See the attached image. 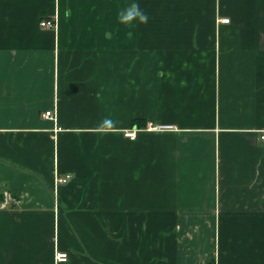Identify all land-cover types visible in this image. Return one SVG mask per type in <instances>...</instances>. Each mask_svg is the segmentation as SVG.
I'll list each match as a JSON object with an SVG mask.
<instances>
[{
  "label": "crops",
  "instance_id": "crops-1",
  "mask_svg": "<svg viewBox=\"0 0 264 264\" xmlns=\"http://www.w3.org/2000/svg\"><path fill=\"white\" fill-rule=\"evenodd\" d=\"M129 2L0 0V264H264V0Z\"/></svg>",
  "mask_w": 264,
  "mask_h": 264
},
{
  "label": "clouds",
  "instance_id": "clouds-1",
  "mask_svg": "<svg viewBox=\"0 0 264 264\" xmlns=\"http://www.w3.org/2000/svg\"><path fill=\"white\" fill-rule=\"evenodd\" d=\"M117 22L125 26L133 24H147L149 22V14L140 6L139 0H130V2L122 7L116 16ZM115 122L110 117H105L98 124V127H111Z\"/></svg>",
  "mask_w": 264,
  "mask_h": 264
},
{
  "label": "built area",
  "instance_id": "built-area-1",
  "mask_svg": "<svg viewBox=\"0 0 264 264\" xmlns=\"http://www.w3.org/2000/svg\"><path fill=\"white\" fill-rule=\"evenodd\" d=\"M230 22V20L228 18H223L221 20V23L223 24H228ZM41 27L43 28H55L56 27V21L55 19H47V20H43L41 22ZM43 116L45 118L48 119H52L55 120V114L52 111H47L45 112V114H43ZM150 130H156V131H163V130H170L173 129L172 126H167V125H158V126H149ZM125 136L131 140H135L137 138V131L136 130H129L128 132H126ZM262 141L264 142V135L261 137ZM72 176L69 175H65L62 177H57V184L60 185H64L67 184L70 180H71ZM56 261L58 263H62V262H67L68 261V255L66 253H61L58 252L56 254Z\"/></svg>",
  "mask_w": 264,
  "mask_h": 264
},
{
  "label": "trees",
  "instance_id": "trees-1",
  "mask_svg": "<svg viewBox=\"0 0 264 264\" xmlns=\"http://www.w3.org/2000/svg\"><path fill=\"white\" fill-rule=\"evenodd\" d=\"M135 124L138 125V126H142L143 125L142 123H140L138 121H136Z\"/></svg>",
  "mask_w": 264,
  "mask_h": 264
}]
</instances>
